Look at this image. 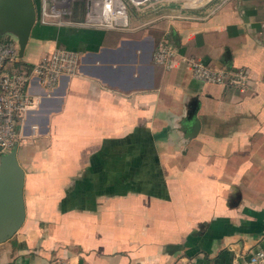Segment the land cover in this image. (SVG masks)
Returning a JSON list of instances; mask_svg holds the SVG:
<instances>
[{
	"label": "crops",
	"instance_id": "1",
	"mask_svg": "<svg viewBox=\"0 0 264 264\" xmlns=\"http://www.w3.org/2000/svg\"><path fill=\"white\" fill-rule=\"evenodd\" d=\"M209 7L133 29L36 21L21 64L65 47L79 65L50 91L29 82L26 216L0 264H250L264 248V0ZM163 38L172 68L153 60ZM190 55L246 85L194 77Z\"/></svg>",
	"mask_w": 264,
	"mask_h": 264
},
{
	"label": "built area",
	"instance_id": "2",
	"mask_svg": "<svg viewBox=\"0 0 264 264\" xmlns=\"http://www.w3.org/2000/svg\"><path fill=\"white\" fill-rule=\"evenodd\" d=\"M72 0H39L37 20L46 23L64 24L71 15ZM85 21L93 26L125 28L128 23L126 5L122 0H86ZM81 24L83 21H70ZM176 48L165 38L160 39L153 51L155 63L165 68L175 65ZM182 62L194 77L210 83L246 85L248 73L244 69L213 68L196 56H182ZM18 68L8 69V64ZM78 51L65 47H54L29 68L21 64L16 38L7 37L0 41V157L18 145L23 137V121L28 109L38 104V98L29 90V82L37 78L48 91L52 90L63 74L78 71ZM36 124L31 128L35 129ZM250 264H264V248L254 250ZM39 264H74L64 256H53Z\"/></svg>",
	"mask_w": 264,
	"mask_h": 264
},
{
	"label": "water",
	"instance_id": "3",
	"mask_svg": "<svg viewBox=\"0 0 264 264\" xmlns=\"http://www.w3.org/2000/svg\"><path fill=\"white\" fill-rule=\"evenodd\" d=\"M36 21L35 0H0V35L10 33L15 36L20 57ZM191 112L187 111V117ZM196 126L193 121L189 132H194ZM24 177L25 170L19 163L15 145L0 157V242L13 236L25 220Z\"/></svg>",
	"mask_w": 264,
	"mask_h": 264
},
{
	"label": "rangeland",
	"instance_id": "4",
	"mask_svg": "<svg viewBox=\"0 0 264 264\" xmlns=\"http://www.w3.org/2000/svg\"><path fill=\"white\" fill-rule=\"evenodd\" d=\"M126 5L128 23L124 27L133 29L141 26H146L162 20L172 15L170 12L178 9L195 10L202 8H212L220 0H122ZM85 4L86 0L71 1V15L64 18V24L70 21H83L81 24L72 23L75 25H90L85 21ZM169 9L171 11H169ZM137 18V19H136ZM139 18V19H138ZM135 19V20H134ZM107 27V26H106ZM115 28V27H112ZM7 37L15 38L10 33L0 35V40ZM24 135V133H23Z\"/></svg>",
	"mask_w": 264,
	"mask_h": 264
},
{
	"label": "trees",
	"instance_id": "5",
	"mask_svg": "<svg viewBox=\"0 0 264 264\" xmlns=\"http://www.w3.org/2000/svg\"><path fill=\"white\" fill-rule=\"evenodd\" d=\"M22 62V61H21Z\"/></svg>",
	"mask_w": 264,
	"mask_h": 264
}]
</instances>
